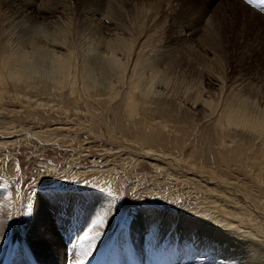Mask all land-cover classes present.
Here are the masks:
<instances>
[{"label":"rangeland","instance_id":"obj_1","mask_svg":"<svg viewBox=\"0 0 264 264\" xmlns=\"http://www.w3.org/2000/svg\"><path fill=\"white\" fill-rule=\"evenodd\" d=\"M115 2L117 18L103 22L133 41L141 78L131 81L158 67L163 88L131 116L104 94L106 79L85 93L81 56L104 25L77 16L71 93L45 62L28 84L3 83L0 264H264V134L216 124L229 99L264 117V0ZM45 8L66 17L54 1ZM0 45L16 48L1 33ZM199 92L212 107L185 100ZM43 241L48 263L35 249Z\"/></svg>","mask_w":264,"mask_h":264},{"label":"bare ground","instance_id":"obj_2","mask_svg":"<svg viewBox=\"0 0 264 264\" xmlns=\"http://www.w3.org/2000/svg\"><path fill=\"white\" fill-rule=\"evenodd\" d=\"M53 1L56 5L62 8V14L66 16L65 19H63L60 14L56 16L55 11H49V8H45L46 2L51 3ZM77 1L38 0L36 3V0H0V4L3 6L4 12H2L4 15V20L2 25H0V33L3 39V44H5L7 48L12 45L16 46L14 51L7 54V52H5V50H3L2 46L0 45V90L2 85H5L3 83L7 81H11V84L15 85H21V83L28 84V80H30L32 77L31 75L36 74V72H38L39 66L43 65L44 62L49 67L48 71L46 70L43 72L44 75L48 74V76H50L57 85H61V83L65 82L67 88L69 87V93L74 90L73 83L76 79L72 73L74 71L71 72L70 68L73 62H71L70 59V52L73 48V32L75 30L73 16H77L83 23L85 22L87 25H94L95 23L97 26L104 25V17L109 16L110 18L113 17L116 19L120 8L116 5L115 0ZM75 2H77L76 12L73 8V4ZM105 5L107 6L108 11L105 10V12L101 13V19L95 17L96 14L99 13L100 9H105ZM55 9H57V7ZM1 15L2 14L0 12V16ZM103 27V32H99L98 29L95 30V33L98 34V37L95 38L97 41L96 45L93 40L90 41V43L85 48V52L87 54H83L81 56V63L79 64V78L81 87L83 91H89V89L97 85L99 76L104 80L106 79L104 81V94H106L111 99H114L120 95V100L123 102L124 110L127 112L128 116L135 115V113H137V100L143 97H148L149 95H157L161 92L163 88L162 82L164 80L163 75H157V73H159V69L158 67H153L150 69L149 78L147 79L146 83L142 85L140 82L141 77L139 72L141 70L138 69V64L130 61V57L127 58V52L132 47L133 41H130L128 45V43L125 42L123 38L113 36L112 31L115 32V30L119 28V25H113L112 30H108L105 25ZM85 29L87 30L86 25H81L77 29L78 32L80 31V34L83 38L90 36L87 32H85ZM106 35H108V37ZM81 42V47L87 43L85 38L82 39ZM102 43H104L103 47H106L101 50L102 52H96L93 55L88 53L94 49V47H98V45L99 47L102 46ZM125 58L126 60L123 62V59ZM94 69L95 73L92 72ZM135 75H138L140 78L136 82H132V77ZM172 89H174V92H176V88L171 87V90ZM171 90L169 86L165 94H167L169 91V96L170 94L173 95ZM187 91L188 90L185 89L184 93L186 94V97H189L190 95L187 93ZM201 94L202 93L199 92L196 93L195 96L191 95L192 98L189 99L185 97V100L202 102L204 105L212 107V100L202 99ZM171 97L172 99L174 98L173 96ZM197 102H194L191 105H195ZM226 104L228 105V110L222 113L220 118L216 119L217 126L230 125L231 128L245 127V129L248 128L257 134H264V117L260 118L249 116V120L245 110L247 108H243L239 105H233L231 99L226 101ZM233 133H236V131H233ZM248 199L250 198L248 197ZM1 211L2 210H0V212ZM110 217H112V214ZM259 231L260 233L264 232L261 230ZM45 232L48 231L45 230ZM45 241H43L44 244L42 242L41 245L43 246L41 248L35 249L39 257L44 258L48 263L50 259H47L46 256L49 251H47V248L51 247L52 242L50 241L48 244ZM255 242L257 244V241L254 239V243Z\"/></svg>","mask_w":264,"mask_h":264},{"label":"snow or ice","instance_id":"obj_3","mask_svg":"<svg viewBox=\"0 0 264 264\" xmlns=\"http://www.w3.org/2000/svg\"><path fill=\"white\" fill-rule=\"evenodd\" d=\"M98 223L100 222V221H97Z\"/></svg>","mask_w":264,"mask_h":264}]
</instances>
